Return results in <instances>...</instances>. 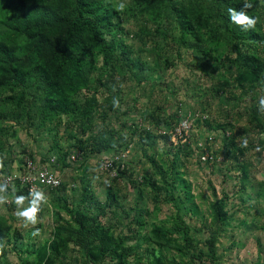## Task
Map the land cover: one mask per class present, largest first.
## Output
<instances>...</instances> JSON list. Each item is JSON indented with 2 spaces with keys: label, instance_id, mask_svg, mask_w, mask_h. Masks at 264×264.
Here are the masks:
<instances>
[{
  "label": "trees",
  "instance_id": "trees-1",
  "mask_svg": "<svg viewBox=\"0 0 264 264\" xmlns=\"http://www.w3.org/2000/svg\"><path fill=\"white\" fill-rule=\"evenodd\" d=\"M121 3L125 4L123 10H119ZM247 3L252 7L245 9V0H0V161L3 164L0 189L12 191L11 188H3L1 174L13 169L17 154L10 138L4 137L9 130L5 126L7 122L34 126L38 130H45L54 122L53 129H57L59 122L66 123L68 137L76 139L74 145L78 149L75 151L78 157L125 148L133 142L134 136H139L138 142L144 147H155L158 140H163L170 148L165 149L163 155L161 152L159 156L146 154L153 169L142 173L141 179L135 177L128 166L119 168V174L111 179L118 181L129 176L132 187H141L136 202L150 194L156 211L162 201L173 205L182 202L191 205L186 208L192 215H199V204L192 205L193 183L182 169L189 155L195 151L191 143L194 131L189 140L175 142L171 134L159 132L164 128L172 129L175 121L152 112L146 116L154 121L148 123L149 126L138 127V123L128 124L124 120V132H118L107 124V131L101 130L99 136L91 133L83 137L94 126L95 114L105 120L109 111L114 113L121 109L120 103L113 99L101 103L99 88L113 90L109 83L115 80L116 75L123 79L128 78L127 75L137 78L144 66L134 58L133 55L139 51L129 40H142L143 34L149 32L150 24L155 26L157 36L162 35L164 29L168 33L170 25H178L180 32L175 40L193 48L195 56L200 58L196 65L203 71L207 69L201 59L212 51L216 53L217 62L228 74L215 89L218 96L225 98L231 77L235 76L241 88L251 86L252 97L259 99L261 91H257L258 85H264V58L259 53L260 45L264 44V0H247ZM230 8L243 10L256 19L255 27L245 30L243 26L234 24L229 16ZM125 23L139 27L142 33L125 29ZM230 49L234 54L229 52ZM113 94L117 96L118 92ZM258 108V105L254 106L247 118L259 132L260 145H264L261 137L264 133V111ZM198 120L197 117L196 124ZM207 123L212 126L211 131H223L227 150L213 151L218 136L210 133L206 138L198 135V142L203 140L205 144L204 148L198 146L201 154L208 150L223 156V161L229 159L231 164L235 159L241 170L250 165L244 155L249 147L254 146L252 142L247 140L244 143L247 145L241 144L234 133L226 132L227 126L234 129L232 123L220 126L211 125L208 120ZM127 130H130L129 136L124 134ZM12 131L11 138H17L16 129ZM48 152L55 155L37 157L34 152L26 155L39 158L41 162H49L55 157V166L60 162L63 167L71 166L70 162L74 161L72 148L61 146L59 142ZM23 163L24 159H21L20 166ZM112 183L108 186L109 196L104 202L91 185L83 186L81 202L85 205L81 209L67 204L66 195H59L55 200L52 198L51 203L57 207L53 235L41 245L37 254L31 249H26L28 256L19 252L20 264H163L166 247L180 252L179 264H196L197 261L223 264L218 243L221 234L232 227L234 219L226 208V194L218 197L215 191V198L208 205L209 224L202 214L204 226L210 234L205 242L207 250L200 247L199 240L190 237L191 225L178 211L160 223L152 222L145 233L148 221L142 213L149 210L135 206L123 208L120 212L123 204L119 203L118 191ZM64 186L65 183L48 192L54 193ZM13 193L16 197L22 195L31 200L25 188H18ZM163 193L164 200L161 198ZM10 204L16 205L15 202ZM133 209L136 211L134 215ZM109 211L115 221L109 219L106 223L102 218ZM63 212L68 218L63 216ZM6 222V216L0 215V264H10L6 244L18 238L17 233L13 235L10 225L4 227ZM71 244L77 253L73 258L68 256ZM11 248L16 251L17 244H12ZM188 255L189 260L185 261L184 257ZM141 256H147L149 263L142 262Z\"/></svg>",
  "mask_w": 264,
  "mask_h": 264
},
{
  "label": "rangeland",
  "instance_id": "rangeland-1",
  "mask_svg": "<svg viewBox=\"0 0 264 264\" xmlns=\"http://www.w3.org/2000/svg\"><path fill=\"white\" fill-rule=\"evenodd\" d=\"M1 16L2 13L0 12V18ZM169 27L171 30H168V33L164 29L163 34L157 36L154 30L155 26L150 24V30L148 33L143 34L142 40H139V38L134 41L129 40L134 48L139 51V53L133 55L134 58L141 61L144 68L138 72L137 78L127 75L128 78L123 79L121 75H116L115 80L109 83L113 90L106 87L99 88L98 97H100L101 103L105 104L107 99H113L120 103L121 109L114 113L109 111L105 120L101 118V115L95 114V124L92 129H88L85 135L83 134V138L91 133L99 136L101 130L106 132L107 124L116 128L117 131L119 130L118 132H124V126L122 125L124 120H127L128 124L136 122L139 124L138 127L142 125L149 126L148 123H154V121L146 116L152 112L159 114L163 119L173 120L175 123L186 115L192 114L195 118L198 117L195 134L191 138L192 148L196 152L193 150L194 152L189 155L182 169L188 173V178L193 183L194 202L192 205L199 204L200 214L192 215L186 208V206L190 207L191 205L182 202L173 205L162 201L160 208L156 211L155 203L150 194L145 195L136 202L138 190L141 187H132L129 176L122 180L113 181L111 179L113 176L102 170L100 160L117 152L124 153L128 168L135 177L138 176L141 179L142 173L153 169L152 162L146 154L156 153V156H159L160 152L163 155L164 150L170 148V145L163 140H158L155 147H144L138 142L139 136H134L132 137L133 142L125 148L113 149L98 155L89 154L87 157L79 156L76 161L70 162L71 166L63 167L61 162L56 163V166L53 165L59 170L65 186L54 193H46L48 204L42 205L36 225L26 227L23 220L17 217L18 206L10 204V202H15L14 199H16L13 190V192L0 190V196H6V202L0 204V215H5L7 218L4 227L10 225L13 235L14 233L18 234L15 241L6 244L9 250L7 260L10 264H20L19 252L23 256H28L26 249L34 250L37 254L41 245L52 237L55 226V210L57 209L51 203L52 198L55 200L59 195H66L68 198L67 204L76 209H81L85 205L81 202L83 186L91 185L97 191L98 198L104 202L108 199V186L112 181L115 190L118 191L116 192L119 197L118 201L123 204V207L119 208L120 212L123 208L135 206L141 210H149V212L142 213L148 221L144 229L145 233L151 228L152 222L160 223L176 215L178 211L191 225L190 237L199 240L200 247L205 249H207L205 242L210 234L204 226L202 214L207 217V223L209 224L211 220L209 219L208 205L215 198V191L218 197L226 194L228 196L226 208L234 216V219L232 220V227L221 234L218 243V252L222 256V263L264 264V150L262 148L263 144L260 145L258 130L253 127L254 124H251L247 118L254 106L258 105L260 108L259 100L264 96V85H258L257 91H261V96L259 99H254L252 97V87L241 88L237 84L235 76H233L225 98L218 96L215 89L223 83L224 76L228 77V74L225 68L217 62L216 53L212 51V54L209 53L201 59L207 69V71H203L196 65L197 60H200V58L195 56L196 53L193 48L186 47L175 40L179 37L180 27L176 24ZM124 28L140 32L139 27L133 26V24L125 23ZM164 35H167V37ZM229 52L234 54L231 49ZM259 53L264 58V44L260 45ZM113 92H118L117 96ZM117 116L120 117L117 118ZM207 120L215 126L232 123L234 129L227 126L226 132L234 133L238 139L237 141L241 144H244L247 140L253 143L254 146L249 147L244 155L250 165L241 170L237 167L238 163L235 159L232 160L233 163L231 164L229 159L223 161V156L213 164L199 160L201 153L198 151V135L206 138L210 133L216 134L218 138L215 140L213 151L227 150V139L223 136V131H211L213 128L207 123ZM48 125L51 126H47L45 130H38L34 126H20L13 121L7 122L5 126L9 130H7L8 132L4 137L10 138L13 143L12 147L17 153L14 156L16 160L13 162L15 167L12 166V170H16L21 159H24L29 152H34L37 157L55 155L49 154L48 150L56 142H59L61 146L71 147L72 153L77 156L75 151L78 152V149L74 145L76 139H70L65 129L68 125L58 122L57 129H53L55 122ZM131 126L133 127V125ZM12 129H16L17 138H11ZM73 130L74 132L79 131L77 129ZM129 131L127 130L124 134L129 136ZM261 137L264 138V133ZM24 150L27 152H24ZM170 155H172V152ZM56 156L58 158V154ZM257 193L261 195L257 196ZM164 197L165 193L161 195L162 200L165 199ZM29 203L30 200L26 198L23 208H27ZM132 212L133 215L136 213L134 209ZM63 216L68 218V215L64 212ZM112 216V212L109 211L108 215L103 217L102 220L106 223L109 222V219L115 221ZM34 233L38 234L34 235ZM179 238L184 242L182 235ZM14 243L17 244L18 249L16 251L15 248H11ZM144 245L147 246V244ZM72 248H74L73 244H71L68 252L69 258L77 255ZM164 254L166 260L163 264H179L178 261H181L180 256L178 257V254H180L178 251L166 247ZM189 255L184 257L185 261L189 260ZM143 256L140 257L142 262L149 263L148 257ZM134 260L135 258H133ZM196 264L203 263L197 261Z\"/></svg>",
  "mask_w": 264,
  "mask_h": 264
},
{
  "label": "built area",
  "instance_id": "built-area-1",
  "mask_svg": "<svg viewBox=\"0 0 264 264\" xmlns=\"http://www.w3.org/2000/svg\"><path fill=\"white\" fill-rule=\"evenodd\" d=\"M195 121L196 118L192 114L186 115L177 121L172 129L164 128L159 130V132L171 134L175 142L186 141L191 138L192 132L196 130ZM198 144L199 147H205L203 140H200ZM77 157L73 155L72 160L76 161ZM220 157L208 150H204L201 154V160L204 162L219 161ZM55 161V157H52L49 162H41L38 158H31L26 155L24 163L21 166L19 164L16 170L1 174V184L3 188H11L13 191H16L18 188H25L30 198V192L33 190L43 191L46 195L48 190L55 189L64 184L59 171L53 166ZM100 162L102 170L107 171L113 177L119 174V168L124 169L127 167L124 153H114Z\"/></svg>",
  "mask_w": 264,
  "mask_h": 264
},
{
  "label": "clouds",
  "instance_id": "clouds-1",
  "mask_svg": "<svg viewBox=\"0 0 264 264\" xmlns=\"http://www.w3.org/2000/svg\"><path fill=\"white\" fill-rule=\"evenodd\" d=\"M252 4L247 3L245 0L244 8H251ZM125 8V4L121 3L119 5V10H123ZM229 16L231 21L234 24L243 26L245 30L255 27L257 20L248 16L245 11H236L235 9H229ZM259 105L261 111H264V96H262L259 100ZM3 167L2 161H0V168ZM2 190V189H0ZM31 200L29 206L27 208H23L26 197L17 196L15 199V203L18 206V211L16 213L17 217L22 219L25 226L28 225H36L38 222V213L41 211L42 205L48 204L47 197L43 191L33 190L30 192ZM6 202V196H0V204ZM23 210H20V209ZM38 234V233H34Z\"/></svg>",
  "mask_w": 264,
  "mask_h": 264
},
{
  "label": "crops",
  "instance_id": "crops-1",
  "mask_svg": "<svg viewBox=\"0 0 264 264\" xmlns=\"http://www.w3.org/2000/svg\"><path fill=\"white\" fill-rule=\"evenodd\" d=\"M59 171V170H58Z\"/></svg>",
  "mask_w": 264,
  "mask_h": 264
}]
</instances>
